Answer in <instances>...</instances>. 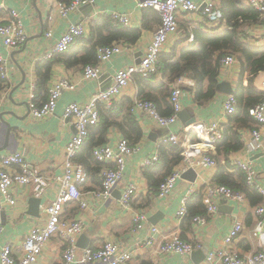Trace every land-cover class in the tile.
Masks as SVG:
<instances>
[{
  "label": "crops",
  "instance_id": "0c3cea01",
  "mask_svg": "<svg viewBox=\"0 0 264 264\" xmlns=\"http://www.w3.org/2000/svg\"><path fill=\"white\" fill-rule=\"evenodd\" d=\"M191 1L196 4H203L207 0ZM211 1L219 5L218 0ZM0 3L7 10H14L18 13L20 22L28 36L26 44L12 50L4 48L0 42V54L8 63V79H0V155L20 153L32 170L50 178L45 194L41 198H35L30 188L19 186L13 188L15 205L10 206L0 198V224L2 225L0 248L4 243L9 242L17 250L19 243L25 239L33 227L42 226L45 223L46 214L44 210L54 200L58 191V183L52 178L61 174L66 160L65 148L69 140L75 135L72 120L63 118L64 108L69 104H86L93 94L111 85L118 69L135 64L136 54H142L150 43L153 33L159 25V17L156 13V22L149 23V26L142 31L140 39L134 45H129L131 47L129 52L116 56L101 66L102 74L98 80L85 81L82 78L83 64L74 65V63L79 61L88 49L84 40H87L91 32L89 25L87 35L78 39L74 46L63 54L66 55V64L62 61L54 63L48 81V89L61 79L69 80L76 85V88L74 91H65L62 94L52 115L36 120L30 116L28 110V98L31 89H34V94L38 92L36 88V66L46 60V54L52 48L54 41L63 34L67 25L84 20H89L90 24L102 16L103 12H117L129 16L130 25L127 27L128 29H141L144 22V9H137L135 0H94V4L91 6L93 10L90 14H87L88 10H81L80 8L68 15L66 19H62L57 14V0H37L36 2L33 0H0ZM5 14V10L0 11V21L5 19ZM204 23L200 13L188 17L179 16L178 31L169 37L163 52L165 56H173L174 52L176 53L179 49L188 46L192 42L191 38H194V31L211 32L213 30L205 26ZM224 29V26H219L215 30L222 32ZM47 30H52V39H45L44 34ZM240 30L244 33L247 42L258 47H264L262 23L245 24ZM161 71L159 62L158 76L153 77L147 85L142 86V83L134 78L125 88L119 104L125 99L130 101L145 93L156 94L155 86L164 81ZM218 72V83L228 82L235 93L240 85L243 87L248 85L249 76L245 73L241 77V66L237 57L234 64L227 69L221 68L219 65ZM263 80L264 73H259L253 79V86L259 91H261ZM173 84L183 91L182 111L185 110L190 119L194 118L196 122L205 123L215 120L224 125L225 128L230 125V118L223 117L222 106L226 97L234 95H226L216 91L209 102L200 106L194 103L193 97L197 89L195 81L180 78ZM37 101L40 100L37 99ZM131 114L140 127L142 139L137 144L138 151L126 159L122 180L112 192L109 200L101 201L95 198L93 193L99 190L100 179L99 176H92L89 173L87 181L80 186L82 199L86 206L81 208L76 203H70L64 209V219L81 220L84 225V231L78 238L79 241L82 237L81 245L86 244V248L97 250L102 247L104 242H112L118 245L121 250L129 251L132 254L131 264H150L152 261L158 264H201L209 251L218 248H226L242 257L258 251L264 252V246L261 247L258 236L253 233L258 222L263 224L264 232V212L260 216L256 214L257 208L264 209V197H262V203L252 207L243 193L235 191L244 196L243 202L233 203L221 200L217 213L208 218L203 228H197L191 221L189 230H182L184 218L178 220L176 217L182 196L190 187L194 188L195 195L203 190L206 185H212L217 167L214 169L202 167L193 169L195 173L193 183L182 179V174L175 184L174 191L166 198H158L156 188L153 187L156 184L154 169L143 167L142 162L152 156L155 151L158 152V163L160 162L159 151L162 146L160 142L169 129L158 127L141 112ZM121 122L122 119L120 118L116 120V123ZM178 127L182 128L185 125L178 120L177 125L171 130H177ZM251 130L241 131L243 143ZM185 135L191 143L196 142L195 135L184 134L183 132L179 133L180 140H183ZM120 139H123L121 132L112 126L108 129L106 142L103 145L114 146ZM238 162H250L256 172L255 184L264 188V156L247 153L244 149L232 153L228 157L229 167L227 168L229 173L234 172L235 164ZM10 171L13 172L15 169H10ZM130 183L136 186L137 193L131 208L124 210L120 205V197L124 186ZM31 199L39 200L40 205H36ZM140 211L146 212L147 222L141 230L132 232L133 218ZM155 215H158V219L153 224L150 218ZM235 220L242 223L243 230L233 243L224 246V238ZM152 226L160 230L156 242L161 240V236L177 232L183 241L201 245V248L194 252L206 249L207 253L199 262L192 259L191 255L162 256L154 254L143 246V240ZM62 247L61 241L54 237L46 244L35 264H62ZM78 249L79 251L83 250Z\"/></svg>",
  "mask_w": 264,
  "mask_h": 264
},
{
  "label": "built area",
  "instance_id": "2783aa9c",
  "mask_svg": "<svg viewBox=\"0 0 264 264\" xmlns=\"http://www.w3.org/2000/svg\"><path fill=\"white\" fill-rule=\"evenodd\" d=\"M136 1V8L152 9L159 17V25L153 33L152 39L145 51L141 54L139 64H132L118 69L113 77L111 85L96 92L90 100L83 105L69 104L64 108L63 118L71 119L75 129V135L69 140L66 148V160L61 174L52 178L58 183V191L54 200L45 208L46 221L42 226L33 227L25 239H23L15 250L11 243L6 242L0 248V264H35L40 257L46 244L54 237L62 243V264H131L132 254L129 251L121 250L118 245L112 242H104L102 247L97 250L85 248L79 251L77 247L78 238L84 231L81 220H67L63 218L64 209L70 203H76L81 208L86 205L82 199L80 186L87 181V174L84 167L73 161L75 155L82 148L89 136V129L97 126L100 121L99 106L106 109L119 106L120 98L125 88L133 80V76L138 75L142 78H152L159 74L160 55L170 36L178 31L179 16H193L198 13L203 16L204 25L209 29L215 30L223 20V14L218 5L211 0L204 1L203 4H196L191 0H144ZM250 8L256 10L261 17L264 30V0H243ZM94 0H72L69 4L57 3L56 10L60 18L66 19L68 15L74 13L85 6H92ZM203 9L201 10V8ZM5 10V19L0 21V42L6 49H16L27 41V32L20 22L18 13L14 10H7L0 3V11ZM112 26L127 28L130 25L129 16L117 12L105 13ZM89 20L67 25L63 34L54 41L52 48L49 49L45 59H51L58 54H65L74 46L78 39L84 38L88 33ZM45 39H52V30H47L44 34ZM193 41V38H191ZM131 47L124 42L113 43L110 46L98 47L96 49L97 64L85 66L82 70V78L85 81L98 80L102 74L101 66L112 58L127 53ZM236 61L233 55H226L220 61L221 68H229ZM0 79H8V63L0 54ZM76 85L67 79L56 81L49 89L47 100L40 106L33 102L34 89H31L28 98V110L33 119L40 120L52 115L55 112L57 102L65 91H74ZM261 91L264 92V80L261 83ZM183 91L175 84H170L169 104L172 113L168 117L158 114L155 106L148 102L133 99L130 112L135 114L141 112L150 118L158 127L168 130L162 138L160 145L171 144L178 146L181 150V163L173 172L167 176L158 186L156 195L158 198L168 197L175 188L177 180L189 169L205 168L214 169L217 166L216 160L212 157L215 152V145L222 140L224 126L218 121L196 122L186 127L172 129L178 123V114L182 111ZM237 101L234 96L226 97L223 102V117H229L236 112ZM249 117L257 125L249 132V136L244 142L243 149L250 154H261L264 156V97L257 105L252 107ZM193 134L196 142L191 143L187 135L180 140L179 133ZM138 151V146H130L129 143L120 139L114 146L100 145L93 149L94 160L104 168L100 173V188L93 195L96 199L107 201L112 192L120 184L126 159ZM159 161L158 152L144 159L142 166L152 168ZM235 167L239 169L246 185L252 186L264 197V188L255 184L256 172L250 162H238ZM15 169L11 172L10 169ZM50 178L38 174L26 163L20 153L0 155V198L9 204L15 205L16 200L13 194L14 186L30 188L35 198L44 196L49 185ZM137 193L136 186L132 183L124 186L120 205L124 210L131 208L132 201ZM195 190L190 187L186 190L180 200L176 217L182 220L188 213V204L194 196ZM241 203L244 196L241 193L232 191L224 186L206 185L202 190L201 201L205 207V214L195 216L192 221L197 228H203L208 218L217 213L219 202ZM264 209L259 207L256 214L260 216ZM147 222L145 211L137 212L133 218L132 232L141 230ZM243 230L240 221L235 220L224 238V246H229L234 242ZM253 233L258 236L261 247L264 246L263 224L258 222ZM2 225L0 224V234ZM160 230L152 226L148 230L147 236L143 240V246L150 252L162 256H190L194 251L201 248V245L183 241L177 232L161 236V240L156 242V237ZM150 264H158L152 261ZM201 264H264V252L258 251L251 255L242 257L234 251L226 248H218L209 251Z\"/></svg>",
  "mask_w": 264,
  "mask_h": 264
},
{
  "label": "trees",
  "instance_id": "16d2710c",
  "mask_svg": "<svg viewBox=\"0 0 264 264\" xmlns=\"http://www.w3.org/2000/svg\"><path fill=\"white\" fill-rule=\"evenodd\" d=\"M72 0H57L58 3L69 4ZM219 8L223 14L220 26L225 29L222 32L211 30V32L194 31L193 41L186 47L179 49L173 56L160 55L161 73L164 78L155 86L156 94L145 93L137 97L139 100L152 103L158 114L162 117L171 115L172 110L169 104L170 84L180 78H188L197 83L194 93V103L204 105L209 102L218 84L219 65L226 55L237 57L241 66V77L246 73L248 85H240L234 97L237 101L236 112L230 118V125L224 127L223 138L215 145V152L212 157L216 160L217 170L213 179V186H224L233 191L241 192L247 197L252 207L262 203V197L254 188L245 184L242 172L235 167L233 173L228 172V157L243 149L241 131L253 129L257 125L249 117V110L257 105L264 97V92L257 90L253 86V79L259 73H264V47H258L247 42L244 33L240 30L248 24L262 23L260 14L247 6L243 0H218ZM156 12L152 9H144V22L141 29H128L124 27L112 26L108 17L102 15L90 23V34L84 44L88 45L87 51L81 59L74 63L85 66L97 64L96 49L98 47L110 46L113 43L124 42L134 45L141 37L149 23L156 22ZM159 22V20H158ZM62 61L66 64V55L58 54L51 59H46L36 66V88L38 92L34 94L33 102L36 106L42 105L48 96V81L50 79L52 67L55 62ZM170 61V62H168ZM138 82L147 85L152 78H142L133 76ZM39 99L40 101H37ZM133 105L132 100L125 99L116 108L106 109L99 106L100 121L97 126L89 129V136L82 148L73 158V161L81 164L87 177L89 173L99 176L102 164L96 162L92 156L95 147L106 142L108 129L115 126L122 134L130 146L137 145L142 139L139 125L130 113ZM122 119L121 123L116 120ZM224 126V125H223ZM180 148L171 144L160 147V162L153 170L156 176V190L159 184L169 176L173 170L181 163ZM222 158V160H221ZM151 182L150 177L147 175ZM101 181V179H100ZM101 183V182H100ZM202 190L196 193L188 204V213L182 222V230L187 231L191 226V221L195 216L204 215L205 207L201 201Z\"/></svg>",
  "mask_w": 264,
  "mask_h": 264
},
{
  "label": "water",
  "instance_id": "95a60500",
  "mask_svg": "<svg viewBox=\"0 0 264 264\" xmlns=\"http://www.w3.org/2000/svg\"><path fill=\"white\" fill-rule=\"evenodd\" d=\"M34 2H36L37 0H33ZM203 9V7L201 8V10ZM81 10H88L87 14H90L92 12V7L91 6H85V7H82ZM86 14V15H87ZM140 53L136 54L135 58V64H139V58H140ZM216 91L219 92V93H222V94H226V95H234V91L231 87V85L228 83V82H220L217 84L216 86ZM178 120L186 126H189L191 124H194L196 122V120L193 118V119H190L187 115V112L185 110L181 111L179 114H178ZM182 179L188 181V182H191L193 183L194 182V179H195V173H194V170L193 169H189L187 170L185 173H183L182 175ZM32 202H35L36 205H40V202L39 200L37 199H31ZM156 219H158V215H155L153 216L152 218H150V221L154 224V221H156ZM156 223V222H155ZM81 240H82V237L81 239L78 241L77 243V247L80 248V249H85L87 247L86 244L84 245H81ZM207 253V250L206 249H202L200 251H197V252H194L191 254V258L192 259H195L196 262H199L201 260L202 257H204V255Z\"/></svg>",
  "mask_w": 264,
  "mask_h": 264
}]
</instances>
